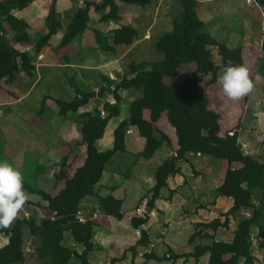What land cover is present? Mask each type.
<instances>
[{
    "label": "trees",
    "instance_id": "16d2710c",
    "mask_svg": "<svg viewBox=\"0 0 264 264\" xmlns=\"http://www.w3.org/2000/svg\"><path fill=\"white\" fill-rule=\"evenodd\" d=\"M30 1L0 0V93L3 81L9 84L15 83L20 72L31 77L35 76L38 56L45 47L49 46L53 35L63 31L56 50L67 47L75 38L81 36L90 22L91 9L99 13V21L106 24L121 19L118 4L120 1L142 7L152 2V0H101L100 2L85 0L84 5L77 6L65 15L67 22L64 25L57 9L58 0H51L45 17L47 31L37 34L32 39L29 32L30 24L23 17L16 15V11L25 9ZM180 1L181 13L173 20L171 30L165 32L156 43V49L161 52L162 59L132 61L128 65V73L121 76L119 74L115 79L103 75L102 85L97 91L92 88H82L72 81L70 85L75 91L73 98L68 100L54 97L59 107V114L65 118L70 113H77L91 99L95 97L103 99L92 110L81 112L76 119L82 136L78 144L80 147H86L87 155L83 164L76 167L72 174L67 173L64 168L69 165L68 158L62 159V168L54 175L62 185L55 193L40 187L36 177L34 182L26 181L22 177L23 190L38 195L40 199L33 201L26 198L24 208L19 212L18 218L13 220L11 227L0 228V232L5 233L9 238L8 242L0 247V264L26 263L24 226H28L31 235L40 238V244L35 248L40 264H70L73 257L78 259V264H92L89 261V254L94 250L96 223L89 219L80 220L77 216L81 210V202L85 197L97 193L96 184L102 178L108 161L116 153L126 150V134L131 127L138 126L145 137L144 148L139 153L141 157L150 159L164 143L168 146L172 145L170 137L153 122L164 110L167 111L168 121L176 130L178 147L175 149L176 154L167 157L156 168L155 183L145 195L150 198L148 208L155 207L161 190L168 185L169 177L180 172V164L187 159L188 153L194 150L213 154V150L219 149L215 157L226 160L228 168L222 183L217 187V194L231 198L233 204L220 217L198 223L196 227L210 228L216 232L219 227L229 226L230 219L237 213L245 210L249 211L250 215L238 219L231 241L215 240L213 235H204L203 230L195 231L190 236L192 240L201 234L204 237L211 236L213 239L209 244L195 246L194 252L187 256L198 259L209 253L208 264H264L259 262L253 250V228H257L256 238L259 247L264 249V161L243 151L238 131V128L242 127V118L236 130L229 129L224 136L220 135L221 116L210 107L209 98L200 89L204 81L216 83L218 72L227 65L244 64L243 51L241 47L227 46L204 30V22L197 11L198 0ZM255 1L264 7V0ZM8 31H12L13 36L9 37ZM137 37L138 30L129 23L114 30L111 36L113 44L127 46L132 45ZM18 44H30L32 47L29 50L20 49L17 47ZM212 46L219 48V62L214 60ZM261 46L264 53V30ZM262 61L264 62V56ZM186 63H196L192 75L175 85L166 83L165 79L176 77L179 67ZM130 88L140 90L141 96L130 102L128 117L115 127L113 147L99 150L96 142L103 138L110 120L121 114L124 100L121 92ZM173 89L181 93V102L184 99V104L177 98H173L176 103H170L171 105L166 103L172 99L166 100V94ZM108 95L117 102H110V99L106 98ZM50 97L52 98L46 95L45 101ZM173 104L179 105L177 107ZM151 105H156L155 113L152 115L153 120H148L145 118L144 109ZM151 107L148 108L150 111ZM103 111L104 116H102ZM183 120L199 125L208 123L207 128H204L205 132L202 131V139L210 149L190 147L180 125ZM232 132L233 134H230ZM3 155H0V160L10 164V158ZM234 163H241L242 166L235 168ZM98 199L99 206L105 214L120 219L124 217L122 199L113 194L99 196ZM41 208H46L48 214H42ZM131 221L132 225L141 231V237L136 245L130 247L131 251L136 252L138 246H149L147 230L141 227L148 224L150 216L136 214ZM66 231L70 232L76 243L82 244L81 252L63 244ZM182 256L175 255L174 259ZM154 258L157 257L153 251L145 254L146 261Z\"/></svg>",
    "mask_w": 264,
    "mask_h": 264
},
{
    "label": "rangeland",
    "instance_id": "374dc122",
    "mask_svg": "<svg viewBox=\"0 0 264 264\" xmlns=\"http://www.w3.org/2000/svg\"><path fill=\"white\" fill-rule=\"evenodd\" d=\"M76 1L77 0H75V4L77 6L80 5V3ZM100 1L101 0H96V2ZM119 5L121 7L122 18L118 22L111 21L110 23H100V25H98L95 22L100 14L96 11H92V17L93 20H95L88 24L84 33L76 39V43L74 41L73 45L75 44L76 47L71 43L61 50L54 51L48 49L53 56L58 54V57L66 58L68 57L69 52H74V54H76L74 55V63L72 62L74 66L68 68L50 66L47 67V69H49L48 71L40 69L38 74H36L32 80V82L36 81V83H33L34 85L32 86L27 99L25 101L22 100V103L18 98L19 96H22L24 97L23 99H25L26 86L20 84L18 87L12 88L14 85L3 81V87L0 93V155L4 154L6 157L10 158V164L21 172L22 177L25 178L26 181L34 182V178L36 177L39 186L48 192L55 193L62 185V183L60 184V182L54 178V175L62 168V159L66 157L68 158L69 165L64 166V168L67 173L72 174L74 169L82 165L86 158V147H80V144L75 146L76 143L74 144V139L82 138L80 136V129L76 119L79 118L77 116L82 111L88 110V108H80V111H78L77 114L70 113L68 117L61 118L58 113L59 107L55 101L52 99L47 101L49 98L45 101L44 97L49 94L51 96H57L69 100L75 94L74 88L69 84L70 81H73L77 85L86 89L94 85L96 86V84L100 88L102 84L100 79L105 73L118 77L119 74L121 76L128 73V65L132 61H157L162 59L161 52L156 49V43L165 32L171 30L173 20L182 11L180 0H152L150 4L144 7L124 3L122 1L119 2ZM48 7V1L45 4L42 2L40 18L44 17V13L49 10ZM30 8H28L29 12L31 11ZM197 11L199 17L204 22L205 31L215 34L214 29L216 24L213 23V21L220 19V24L217 26L220 31L223 30L226 32V37L224 38L225 42L228 40V36L231 35V38L236 41L232 43L234 47L245 45V43H249V41L250 44L248 45L255 47L253 51L257 54L254 59L258 60V64L254 67V69L257 68L256 76L253 80V88L249 94L248 101L245 102V100L241 98L233 100L232 102L228 97H225L226 104H223L221 100L224 97L220 95L219 92H217L218 95H211L210 97H212L211 100L215 102V105L220 108L222 125L227 126L239 117L242 118V126L244 127V130L241 129V131L250 132L252 129V152L256 154V156L264 154V62L262 61L264 53L261 50L262 34L264 30V7H259L256 2H251L250 0H198ZM64 14L67 15L65 12ZM64 14H61V16L64 18L63 23L65 25L67 22V16ZM17 15L23 18H32L28 12L25 13L23 10ZM126 23L133 25L138 30V37L134 44H132L131 47L127 45L111 44L112 40L108 37L112 36L109 34L113 30L110 28H113L116 24L120 27ZM100 29H102V32L106 35L103 41H101L100 36L98 35ZM38 31L39 30L31 29V36L35 37L39 34ZM211 48L213 50L214 60L219 62V48L215 46H212ZM45 60L47 61L45 63L50 62L49 58ZM84 63L90 66V69H87V80L89 79L90 81L88 80L86 83L82 80V74L83 77H86L84 66L80 67L81 65H84ZM119 67L121 68L120 70ZM252 71L255 72V70ZM62 73H68L67 75H69L68 79H66L69 84L66 85L67 88L63 87V78L65 76L62 77ZM40 78L43 80L40 81ZM178 79H181V77ZM66 81L65 84L67 83ZM166 82L170 85L176 83L174 79H169L168 81V78L166 79ZM173 91L174 89L169 90L166 94V100L169 99L170 96L175 97L174 94L179 93ZM121 94L124 97L122 102V114L110 120L106 127L105 134L100 141L106 144L103 145V148L106 150L113 147L114 129L121 121V118L129 114L130 102L141 96L140 90H134L132 88L122 91ZM96 99L98 102L102 101L98 97ZM96 99L92 100L94 103H89L90 107H92V105L95 107V104H98ZM176 102L177 101L174 99H171L166 103L170 104ZM10 103L11 105H7ZM175 105L178 107L179 104H173V106ZM155 106L156 105L151 107V112L150 109H148L146 119L148 118V120H151L150 117L155 113ZM160 117L161 119L159 121L155 120L158 127L169 134L173 126L168 121L165 113H163L162 116L160 115ZM62 119L65 121L67 119L71 120V126H68V129L74 130L72 136L75 137H73L71 141L60 131ZM74 121L76 123L75 129L73 128L75 127ZM235 127H237V125H235ZM260 127L262 130L259 129L260 131H257ZM132 129L134 132L126 136V150L124 152L116 153L113 158L108 161L103 177L98 183L99 189L103 187L100 190V194L106 195L110 193L106 190L108 186L115 185L116 183L122 184L121 180L124 181V184H122L124 188H121V196L123 199L122 211L125 212V218L122 221H119L118 225L120 224V226L114 227L116 236H120V232L126 231L129 225L128 221L131 214L130 212L132 211V203H134V201H136L141 195H144L154 184V176L157 166L160 165L170 153H172V148L168 146L167 143H164L152 158L147 159L139 156V153L144 148L145 137L138 126H134ZM230 129L236 130L234 127ZM204 132L205 130H203V133ZM171 135H174L173 132H171ZM63 139L64 141L62 142ZM240 140L242 141V138H240ZM59 143L60 149L58 150L57 144ZM71 146L79 149V152L70 155ZM245 148L246 147H244V149ZM201 155L199 157L196 155L191 156L188 158V162L182 164L184 175L181 174L178 175V177L183 179V186L177 187L174 180L171 178L168 186L161 190L157 212L152 218H150V221L144 227L147 230L149 237L150 233L152 234L155 247L153 244H151L153 247L149 244L148 247H145L144 249L141 248L142 252H139L141 257L145 256L149 248L154 250V248L156 249L157 247L156 251H163L164 246L162 245V242L155 237L158 232H165L163 229V223L166 222L167 219H170L173 215L179 216V214H175L172 211V206L176 207L179 213H184L185 209H188V212L193 214V221L191 224L195 227V224L199 222H209L215 217H218L219 211L227 208V206L230 205V202H232L231 198L224 197V199H218L216 205H211L213 208L210 207L211 209H208L211 214L205 211L200 214H198L199 211L195 213L193 207L198 205V203L193 199L194 195L190 192L188 184H185L186 180L188 183L191 180L193 168L199 169L202 176L206 177L207 186L208 183L212 184L208 177L211 168L209 155L206 152H201ZM217 161L220 165H222V162H225L222 159H217ZM198 165H202V168L198 167ZM175 187L178 190L175 193L172 202H170L168 194L171 189ZM210 188L203 200L206 199L205 201L208 200L213 203L215 201L214 198L218 196V194L216 188L212 189L213 191H210ZM24 193L26 198H29L30 200L38 201L40 199L38 195L29 194L26 191H24ZM135 196L136 198L133 200V197ZM184 197H191V202L193 200L192 205L188 203L183 205L186 200H184ZM43 203L45 204V202ZM158 208L161 210L158 211ZM40 212L42 214H48L46 208H41ZM222 219L224 220V217ZM112 220H114V224L117 223L115 217H113ZM11 225L12 223L9 227H11ZM235 225L236 224L234 223V227ZM195 230L198 231L195 228L194 232ZM68 234H70V232H68ZM219 234L225 240L232 237V231H230V229L225 232L220 231ZM23 236L25 255L27 258L25 264H40V260L37 258V254H35V248L40 244V238L31 235L28 226H24ZM8 240V236L5 233L0 232V247L5 245ZM183 240H185L184 236H178L175 237L174 240L167 239V242L171 246L172 244L181 246ZM72 241L73 239L71 241L69 238L66 239V242H68L71 248L73 247L74 249L76 242L73 241L75 243L72 244ZM211 241L212 240L210 239L204 240L205 243H211ZM253 241L255 256L259 262L264 263V249L259 247V241L257 240L256 235H254ZM184 243L186 245V240ZM181 251L183 252V248H181ZM77 261V258H75L71 264H77ZM168 262H170L169 259L163 257L160 259H150L147 264H167ZM193 262L194 261H192V263L189 262L188 264H193Z\"/></svg>",
    "mask_w": 264,
    "mask_h": 264
},
{
    "label": "crops",
    "instance_id": "0c3cea01",
    "mask_svg": "<svg viewBox=\"0 0 264 264\" xmlns=\"http://www.w3.org/2000/svg\"><path fill=\"white\" fill-rule=\"evenodd\" d=\"M47 1L49 3V6H50L51 0H31L29 2V5L25 9H23V11L25 13L28 12L32 16V18H24L30 24L29 32H30L31 29L39 30L38 31L39 34L40 33H45L47 31V27L45 26V17L48 14V11L44 13V17L42 16L43 18H40V11H41L42 2H44V4H45V3H47ZM84 1L85 0H77L76 2H79L80 3V5H78V6H82V5H84ZM91 1H95L96 2V0H91ZM207 1H209V0H207ZM250 1L251 2H253V1L256 2L255 0H250ZM118 4H119V2H118ZM256 4L259 7H262L259 3L256 2ZM76 7H77V5L75 4V0H58V2H57V9H58V12H60V14H64V12L67 14L68 12L73 11ZM28 8H30V10H31L30 12L28 11L29 10ZM48 9H49V7H48ZM92 11H95V10L94 9H91V11H90V22L95 20V19L93 20ZM19 12L20 11H16V15L19 14ZM120 15H121V18H122L121 7H120ZM99 18H100V15H99ZM99 18H97V21L95 22L98 25H100V23H101L99 21ZM63 19L64 18H62V20ZM116 22H118V21H116ZM213 23L216 24L215 25L216 27L214 29V33L215 34H211V33L210 34L213 37H215L217 40H219L220 42L225 43L227 46L234 47V45L232 43L233 42H236V41H234L231 38V35L228 36V40L225 42V39L224 38L226 37V35H225L226 32L223 31L222 29H221L222 31H220V29L217 26V25L220 24V19L219 20H214ZM126 24H128V23H126ZM120 27L116 24L113 28H110L113 31L109 35H112L113 32H114V30H116V29H118ZM7 34H8L9 37L13 36V32L12 31H8ZM62 34H63V31L61 30L58 33H56L55 35H53L52 38H51V40L49 41V46L45 47L43 49L42 53L38 56V60H37L36 65H35V67H36L35 75L38 74V72L40 71V69H42L44 71H48L49 69H47V67H50V66L51 67H62V68H68V67H73L74 66L73 65V63H74L73 62L74 61V55H76V54H74V52H69L68 53V57L66 58V57H58V54L56 56H53L51 54L50 50H48V49H51V50L56 51V47L58 46V44H59V42L61 40ZM98 35L100 36L101 41H103L104 37L106 36L102 32V29L99 30ZM31 38L33 39L35 37L31 36ZM108 38H110V40H112L111 36L108 37ZM76 39H78V38H75L72 41V45H73L74 41L76 43ZM111 44H112V42H111ZM248 44H250V41H249V43H245V45H241V46H238V47H241L242 48L243 58H244V64L243 65L247 67L249 78L251 79V81L253 83L254 77L256 76L255 74H256V69H257V68L254 69V67L257 66L258 60H255L254 59L255 55L257 54L255 51H253V49H255V47H253L251 45H248ZM73 46L76 47L75 44ZM17 47L20 48V49L29 50L32 46L30 44H25V45L18 44ZM130 47H131V45H130ZM212 53H213V50H212ZM47 58H49V61L50 62L45 63V62H47L45 60ZM82 66H84V72L86 74V77H83V74H82V80H83L84 83H86V81L88 82V80H89V79L87 80V77H88L87 69H90V66L88 64H85V63H84V65H81L80 67H82ZM196 66H197L196 63H186V64H182L179 67L178 75L176 77H172V78L169 77L168 78V81H169V79L170 80L171 79H174L176 83H173L171 85H175V84L179 83L180 81H183L182 79L189 78L192 75V73L194 72V70L196 69ZM120 69L121 68L119 67V70ZM252 70H255V72L252 71ZM82 73H83V71H82ZM62 74H63L62 77L65 76L63 78V87L64 88H67L66 85L68 84V82L66 81V79H68L69 75H67L68 73H62ZM253 74H254V76H253ZM103 75H106V73L103 74ZM252 76H253V79H252ZM33 77L34 76L31 77V76L27 75L24 72H20V73L17 74L15 83L12 84V85H14V86H12V88H16L20 84L26 86V89H25L26 90V95H25L26 97H25V99H23L24 97H22V96H19V98H18V100H20L21 103H22V100L25 101L27 99V96H28L29 92L31 91L32 86L36 83V81H33L32 82ZM179 77H181V79H178ZM166 79H165V81H166ZM42 80L43 79L40 78V81H42ZM100 80L102 81L103 78L101 77ZM65 81L67 82L66 84H65ZM30 82H31V84H30ZM71 82L72 81H70L69 84H71ZM200 86H201L200 88L202 89V92L210 100V107L213 110L217 111L220 114L221 118H222V114L220 112V108H218L215 105V102H213L211 100L212 97H210L211 95L212 96L218 95L217 92H219L220 95H222L224 97L221 100L222 103L223 104H226L225 97H227V96H225L223 94L220 83L217 81L216 83L211 84L208 81H204L203 83H201ZM90 88H92V89H94L96 91L99 90L98 89L99 86H97V84H96V86L94 85V86H92ZM250 92L248 94H246L245 96L241 97V98H243V100H245V102L248 101V100H246V98L249 97ZM48 96H51V95L48 94ZM174 96L175 97H171L170 96V98H172V99L173 98L180 99V102H181V93L174 94ZM54 97H57V96H52V98L50 97L47 101H49L51 99L54 100ZM108 97H109V95H108ZM108 97H106V98H108ZM58 98H60V97H58ZM96 98L97 97H95L93 99H96ZM241 98H239V99H241ZM93 99H91L90 102H93L92 101ZM229 100H231L233 102L232 99L229 98ZM97 102H98V100H97ZM184 102L185 101L183 99V101L181 103L184 104ZM89 103L85 107H81V108H86V109L88 108V110H84V111H90V110H92L94 108V106L92 105V107H90V104ZM98 104H99V102H98ZM7 105H11V103L10 104H7ZM95 105H97V104H95ZM151 106L153 107V105H151ZM151 106H149V107H151ZM149 107L146 106V108L144 109L145 118H146V115L148 113V108ZM158 109L159 108H157V111H158ZM58 113H59V109H58ZM163 113L166 114L167 111L164 110L161 113V116L163 115ZM74 114H77V113H74ZM121 114H122V112H121ZM59 115L61 116V118H65L61 114H59ZM128 115L122 117L121 118V121L123 119H125L126 117H128ZM102 116H104V111L102 112ZM221 118H220V125H221L220 135L221 136H224L227 130H229L230 128H233V127H235V125L239 124V121L241 119L239 117L238 119H236L234 122H231L227 126H223L222 125V122H221V120H222ZM229 118L231 119L230 116H229ZM150 119L153 120L152 117H150ZM160 119H161V117L158 118V119L156 118L155 120H158L159 121ZM155 120H153V122L156 124V126H158V124L156 123ZM61 121L62 122H61L60 131H61V133L65 137H68L67 139H69L71 141L72 138L74 137V136H72L74 134V130L68 129V126H71L70 125V121L71 120L70 119H67L65 121V120L62 119ZM74 125H75V127H73V128L75 129L76 128L75 121H74ZM180 125H181V128L183 129V131H184V133H185V135L187 137V140L189 142V145H190V147L192 149H196L197 147H201V148H204V149H210L209 146L202 139V131L204 130V128H207L208 123H206L205 125L204 124L199 125V124L193 123V122H191L189 120H183V121L180 122ZM201 126H204V127H201ZM235 129H236V127H235ZM241 129L244 130V127L242 126L241 128H238V131L241 134V136L239 134V137L242 138V141L239 138V142L242 144V146L245 145L246 146L245 149L247 150L246 151L243 148V151L245 153H247V154H252L255 157H258V158H260L261 160L264 161V154H259V156H256V154H254L252 152V148H251V144H252V141H251V139H252L251 132H252V129H251L250 132L249 131L242 132L243 130L241 131ZM253 129H254V127H253ZM259 129H261V127L258 128L257 131H260ZM131 131H132L131 133H128L127 132L126 136L128 134H132L134 132L133 129H132V127H131ZM171 132H173V134H174L173 136L171 135ZM171 132L169 134L167 132H165L170 137V139L172 141V145L170 146L172 148V153H170L167 157H169L170 155L175 154V149L178 147V143H177L178 142V137L176 135V130H175L174 127L171 129ZM80 136H81V133H80ZM74 140H75L74 144L76 143L75 144V146H76L81 141V138H77V139L75 138ZM101 140H102V138L99 139L96 142V145H97V147H98L99 150H103L104 149L103 148L104 147L103 145H106L105 143L100 142ZM113 140H114V138H113ZM63 141H64V139L62 140V142ZM60 143L57 144L58 150L60 149ZM113 144H114V141H113ZM132 144H134V143H132ZM70 150H71L70 151V155L71 154H76V153L79 152L78 151L79 149H77L76 147L74 148L72 146L70 147ZM104 150H106V149H104ZM213 151H214L213 154L207 152L208 155H209V158H210V166H211V168L209 170L208 177H209L210 182H212V184L208 183V186H207V184H206L207 181L205 179L206 177L202 176L201 171L199 169H195V168H193V170H192L191 180L189 181V183L187 182V180L185 181V184H188V187H189L190 192H192L193 195H194L193 196V199L198 203V205H195V207H193V209L195 210V213L199 211L198 214H200L203 211L209 212V214H211V212L208 210V209L213 208V207H211V205L212 204L216 205L218 199H224V197H225V196H219L218 195V196H216L214 198L215 201L213 203H211L212 201L211 202L208 201V200L205 201L206 199L203 200V198H205V195H206L207 191L210 188V185H211L210 191H213L212 189H215V188H216V191H217V187L222 183V181L224 179L223 176H225V173H226L227 168H228V165H227L226 160L222 159L225 162H222V165H220V163L217 161V159H221V158H218V157L214 158L215 157V154L216 153L218 154L220 150L219 149H215ZM196 152L193 150V152L187 154V156H186L187 159L184 160L180 164V169H181L180 172L177 173L174 176L169 177L168 184H169L170 179L172 178L174 180V182H175V185L177 187L183 186L182 185L183 179L181 177H178V175H181V174L184 175V172L182 171V164L184 162H188V158H190L191 156L196 155L197 157H199L201 155V151H196ZM198 153H200V155H198ZM212 156H214V157H212ZM224 163H226V164H224ZM202 165H198V167H201L202 168ZM233 165H234L235 168H239V167L242 166L241 163H234ZM42 166H45V165H42ZM42 170H44V169H42ZM224 171H225V173H224ZM192 179H193V182H192ZM121 182H122V184H124V181L123 180H121ZM98 183L96 184V191H97V193L95 195H92V196H87V197H85L82 200V202H81V210H80V213H79L80 218H82L84 220H87V219L93 220L96 223L95 229H94V240H93L94 241V250L91 251L90 254H89V261H90V263H92V264H131L133 262L134 264H147L148 260L146 261L145 256H142L141 257V255L139 254V252L141 251V248L142 249L145 248L144 246L137 247L136 252H133L130 249V247L136 245V243L140 239V236L137 234V231L139 229L138 228H135L132 225V221L131 220L135 216V208H136V206L139 204L140 200L148 193V191L150 190V188L154 184L148 189L147 192H145L144 195H141L136 201H134V203H132V206H131L132 211L130 212L131 214H130V218H129V221H128L129 222V225L127 223L128 228L127 229L125 228L126 229L125 232H123V231L120 232L121 233V234H119L120 236H116L115 235L116 233H115V228L114 227L120 226V224L118 225V223H119V221H122L125 218V212L123 211L124 217L122 219L116 218V216H114V215L105 214L101 210V208L99 206V199L98 198H99V196H106L108 194H113L115 197L122 199V196H121V188H124V186L122 184H118V183H116L115 185L108 186V188H106V190L109 191L110 193H108L106 195H101L100 194V190L103 187L101 189H99L98 188L99 187L98 186L99 185ZM177 190L178 189H176V187H175V188H172L171 191L169 192L168 198H169L170 202H172V200L174 198V195L177 192ZM95 197H96V200H95ZM134 198H136V196L133 197V200H134ZM159 198H158V200H159ZM158 200H157V202H158ZM184 200H185V202L183 203V205L185 203H188V204L192 205L193 200L191 202V197H189V198H185L184 197ZM122 201H123V199H122ZM232 204H233V200H232V202H230V205L227 206V208L219 211L218 217H220L223 212H226L232 206ZM171 205H172V203H171ZM197 206H200V207H197ZM171 208H172V211L175 214H179V216L173 215L172 217H170V219H167V221L163 223V225H164L163 229H164L165 232H160V233L158 232L157 236L155 237V238H158V240H160L162 242V245L164 246L163 251L162 252L156 251L157 247H156V249L154 248V250H153V252L156 254V257H157V258H154V259H160V258H163V257L164 258H167L170 261L167 264H188L189 262L192 263V261H194L193 264H208V262H209V253H206V254L200 256L198 259H196L195 257H192V256H187V254H192L194 252V247L197 246V245H206V244H209V243H205L204 240H207V239L212 240L213 239L211 236L210 237H204V235H213L214 238H215V240H219V241L220 240H222V241H231L233 239L234 231H235V229L237 227L238 219L241 216L248 217L250 215L249 211L243 210V211L237 213L234 217H232L230 219L229 226H227V227H219L216 232H213V230L210 229V228H205V229H203V227H198L197 228L196 227V224H195V227H193V225L191 224L192 221H193L192 220L193 214H190V212H188L189 211L188 209H185V212L184 213H179L178 210L176 209V207H173L172 206ZM155 210L157 211V207L156 206H155ZM159 210H161V209L158 208V211ZM113 217H115V219L117 221L116 224H114V220H112ZM215 218H217V217H215ZM199 223H205V222L202 221V222H199ZM234 223L236 224L235 227H234ZM231 226H233V227H231ZM195 228L198 231L199 230H203L202 233L204 235L201 234L200 236H196L192 240V239H190V236L193 234ZM229 229H230V231H232V237L230 239H228V240H225L224 238H222L220 236L219 233H220V231H222V232H225L226 230L229 231ZM256 229L257 228H253L254 235L257 234V230ZM178 236H180V237L181 236L182 237L184 236L185 237L186 245L184 243L185 240L182 241L181 246H179V245L177 246L176 244H172V246H173L172 247L171 245L168 244L167 239H173L174 240L175 237H178ZM68 238H69L70 241L73 239V237L70 234H68V232L66 231L64 233L63 244L71 248L70 244L68 242H66V239H68ZM73 241H72V244L75 243ZM153 242H154V240L152 238V234L150 233L149 244L150 245L151 244L154 245ZM154 247H155V245H154ZM181 248H183V252L181 251ZM74 249H76L78 252H81L83 250V246L80 243H75ZM167 254H169V256H166ZM175 255H181V256L184 255V256L178 257L177 259H174V256ZM75 258L76 257H73L70 260V264H71V262ZM113 259H115L116 261L115 262H112ZM77 264H78V261H77Z\"/></svg>",
    "mask_w": 264,
    "mask_h": 264
},
{
    "label": "clouds",
    "instance_id": "9594fccd",
    "mask_svg": "<svg viewBox=\"0 0 264 264\" xmlns=\"http://www.w3.org/2000/svg\"><path fill=\"white\" fill-rule=\"evenodd\" d=\"M217 80L221 85L223 94L232 100H238L253 88L248 69L243 64H229L222 68L217 74ZM108 98L110 102L114 101L112 103L117 102L111 95ZM25 201L21 172L8 162L0 160V228L9 227L13 220L18 218ZM77 216L80 218L79 215Z\"/></svg>",
    "mask_w": 264,
    "mask_h": 264
},
{
    "label": "built area",
    "instance_id": "2783aa9c",
    "mask_svg": "<svg viewBox=\"0 0 264 264\" xmlns=\"http://www.w3.org/2000/svg\"><path fill=\"white\" fill-rule=\"evenodd\" d=\"M107 76H109L111 79H115L116 77L115 76H112V75H109V74H106ZM113 89V88H112ZM112 102H114V101H112ZM128 133H131L132 131L129 129L128 131H127ZM230 134H233V132L232 133H230ZM244 147H246L245 145H243V148ZM198 155H200V153H198ZM149 201H150V198L149 197H143L141 200H140V203L136 206V208H135V214H137V215H144V214H148L150 217H152V216H154L155 214H156V210H155V207L154 208H152V209H149L148 208V205H149ZM156 205V207H157V204H158V202L156 201V203H155ZM80 213V212H79ZM79 213H78V215H79ZM81 220H84V219H82V218H80ZM142 227H144V225L142 226ZM137 234L140 236V234H141V232H140V229L137 231ZM152 247H153V245H151ZM153 250L152 249H148V251H147V253H150V252H152ZM143 254V253H142ZM166 256H169V254H167Z\"/></svg>",
    "mask_w": 264,
    "mask_h": 264
}]
</instances>
